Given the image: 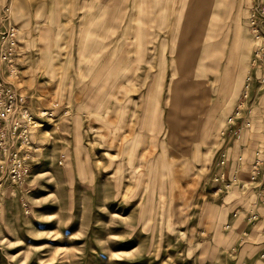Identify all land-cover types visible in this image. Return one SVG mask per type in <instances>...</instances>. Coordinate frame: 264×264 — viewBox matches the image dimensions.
I'll use <instances>...</instances> for the list:
<instances>
[{"label":"rangeland","instance_id":"374dc122","mask_svg":"<svg viewBox=\"0 0 264 264\" xmlns=\"http://www.w3.org/2000/svg\"><path fill=\"white\" fill-rule=\"evenodd\" d=\"M248 12V0H0V26L9 13L21 40L6 81L40 123L30 175L0 168V264H264V219L234 217L253 202L239 187L264 154V97L217 166L258 46Z\"/></svg>","mask_w":264,"mask_h":264},{"label":"built area","instance_id":"2783aa9c","mask_svg":"<svg viewBox=\"0 0 264 264\" xmlns=\"http://www.w3.org/2000/svg\"><path fill=\"white\" fill-rule=\"evenodd\" d=\"M248 1V28L251 35L258 40V46L252 61V71L246 79L240 102L228 118L227 129L223 133L227 149L217 162L219 168H225V166L227 168L230 162L227 151L233 142L237 138L241 139L245 132L252 130L255 124L254 118L262 108L260 101L264 97V0ZM20 47L19 30L9 13H6L0 26V168L13 183L24 181L31 173L24 152H29L32 145V132L40 125L38 117L32 113L28 99L6 81L7 76L12 80L18 78V61L22 57ZM43 115L49 120L54 118V112L46 111ZM242 160L240 158V161ZM221 177H225L226 181L228 175L223 173ZM230 184H226L225 187L228 188ZM239 188L243 198L252 199L253 202L246 205L245 212H238L234 217L257 230V226L264 219V154L262 151L258 149L255 151L249 167L248 182L241 183ZM253 207H258V211H254ZM243 236V239L250 237L247 232H244ZM262 237L264 239V231Z\"/></svg>","mask_w":264,"mask_h":264},{"label":"bare ground","instance_id":"6f19581e","mask_svg":"<svg viewBox=\"0 0 264 264\" xmlns=\"http://www.w3.org/2000/svg\"><path fill=\"white\" fill-rule=\"evenodd\" d=\"M256 44H258V40L255 39Z\"/></svg>","mask_w":264,"mask_h":264}]
</instances>
